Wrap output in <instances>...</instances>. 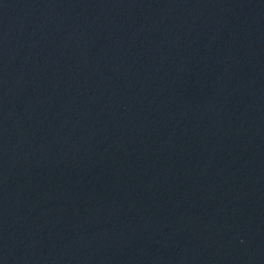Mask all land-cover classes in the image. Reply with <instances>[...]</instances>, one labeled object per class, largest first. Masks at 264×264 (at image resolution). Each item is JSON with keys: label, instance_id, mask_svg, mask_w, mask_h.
<instances>
[{"label": "water", "instance_id": "95a60500", "mask_svg": "<svg viewBox=\"0 0 264 264\" xmlns=\"http://www.w3.org/2000/svg\"><path fill=\"white\" fill-rule=\"evenodd\" d=\"M0 264H264V0H0Z\"/></svg>", "mask_w": 264, "mask_h": 264}]
</instances>
